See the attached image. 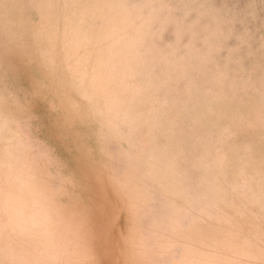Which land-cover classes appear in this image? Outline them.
<instances>
[{
	"label": "rangeland",
	"instance_id": "374dc122",
	"mask_svg": "<svg viewBox=\"0 0 264 264\" xmlns=\"http://www.w3.org/2000/svg\"><path fill=\"white\" fill-rule=\"evenodd\" d=\"M0 264H264V0H0Z\"/></svg>",
	"mask_w": 264,
	"mask_h": 264
}]
</instances>
